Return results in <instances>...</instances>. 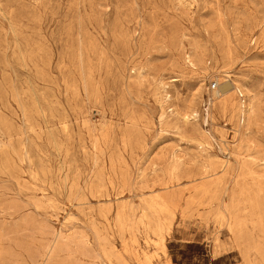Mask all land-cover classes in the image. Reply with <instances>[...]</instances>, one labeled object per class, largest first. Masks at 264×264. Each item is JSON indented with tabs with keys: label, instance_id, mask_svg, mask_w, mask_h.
<instances>
[{
	"label": "rangeland",
	"instance_id": "rangeland-1",
	"mask_svg": "<svg viewBox=\"0 0 264 264\" xmlns=\"http://www.w3.org/2000/svg\"><path fill=\"white\" fill-rule=\"evenodd\" d=\"M0 264H264V0H0Z\"/></svg>",
	"mask_w": 264,
	"mask_h": 264
},
{
	"label": "bare ground",
	"instance_id": "bare-ground-1",
	"mask_svg": "<svg viewBox=\"0 0 264 264\" xmlns=\"http://www.w3.org/2000/svg\"><path fill=\"white\" fill-rule=\"evenodd\" d=\"M225 54L228 57L230 53L228 51ZM224 73H225L224 81L220 83L219 88L215 90L211 95L210 106L216 103L217 105L216 109L223 115L229 113L232 109L237 111L240 115V121L237 124L236 131L239 134H243L248 130L252 122L253 109L251 103L247 101L246 102L241 101L238 107L237 102L235 100L236 97L235 94L237 93L242 97V95L244 94L243 92H245L248 99V93H249L248 90L250 89V84L245 80L235 78L233 75H231L226 71ZM217 80L219 81V79ZM208 111L209 112L207 113V115L210 117V110Z\"/></svg>",
	"mask_w": 264,
	"mask_h": 264
},
{
	"label": "built area",
	"instance_id": "built-area-1",
	"mask_svg": "<svg viewBox=\"0 0 264 264\" xmlns=\"http://www.w3.org/2000/svg\"><path fill=\"white\" fill-rule=\"evenodd\" d=\"M219 88V85L217 83H213L212 86H211V89L213 91L217 90Z\"/></svg>",
	"mask_w": 264,
	"mask_h": 264
}]
</instances>
